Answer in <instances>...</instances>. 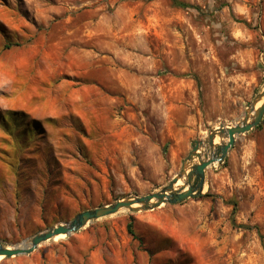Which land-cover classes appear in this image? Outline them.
<instances>
[{"label": "rangeland", "instance_id": "rangeland-1", "mask_svg": "<svg viewBox=\"0 0 264 264\" xmlns=\"http://www.w3.org/2000/svg\"><path fill=\"white\" fill-rule=\"evenodd\" d=\"M179 1L195 9L0 0L4 247L159 191L195 143L239 123L263 91L264 0ZM9 111L30 124L14 127ZM260 123L206 170L200 197L121 211L0 264H264V115ZM139 215H151L137 226L141 243L126 232Z\"/></svg>", "mask_w": 264, "mask_h": 264}, {"label": "water", "instance_id": "water-1", "mask_svg": "<svg viewBox=\"0 0 264 264\" xmlns=\"http://www.w3.org/2000/svg\"><path fill=\"white\" fill-rule=\"evenodd\" d=\"M261 105L255 110V106ZM252 115L248 121L249 115ZM264 115V89L255 98L251 105L247 106L243 119L234 125H220L212 131L205 142H197L192 146L188 158L182 163L181 171L167 186L157 192L134 196L116 201L111 205H105L78 214L70 223L56 226L43 233L33 236L26 248H6L0 243V256L4 259L30 255L42 244L53 240L56 236L73 235L84 229L88 224L118 214L121 211L129 213L149 212L165 205H179L188 199H196L202 195L205 186V172L216 163L222 162L233 148L236 138L245 135L255 129ZM227 126L228 129H224ZM218 144L215 145V139ZM208 148V155L198 154L201 148ZM196 158L197 163L192 160ZM178 181L182 186L175 188Z\"/></svg>", "mask_w": 264, "mask_h": 264}, {"label": "trees", "instance_id": "trees-1", "mask_svg": "<svg viewBox=\"0 0 264 264\" xmlns=\"http://www.w3.org/2000/svg\"><path fill=\"white\" fill-rule=\"evenodd\" d=\"M142 2H153L155 0H141ZM171 2V5L175 8L178 9H195V7H193L192 5L186 4L184 2H181L179 0H169ZM4 116L6 117L5 120L6 122L9 121L14 127L17 125L18 121H25V126L29 125L30 123H28L27 121V116L24 113H20V112H6L4 113ZM31 125L33 126V128L37 129L38 124L36 122H31ZM261 123L255 128V129H260L261 128ZM24 126V125H23ZM211 197V195L209 194H205L203 195V198H208ZM233 206H235V204H233ZM241 228H245L244 226H242ZM126 232L127 234L131 237V239L133 241H137L141 243V238L138 237V235H136L135 231L133 230V224L129 223L126 226ZM262 238V237H261Z\"/></svg>", "mask_w": 264, "mask_h": 264}, {"label": "crops", "instance_id": "crops-1", "mask_svg": "<svg viewBox=\"0 0 264 264\" xmlns=\"http://www.w3.org/2000/svg\"><path fill=\"white\" fill-rule=\"evenodd\" d=\"M154 212V211H152ZM147 214V213H146ZM150 216L151 215H139L138 217L134 218V226H136V235H138L140 238H143L142 236L139 235V233H137V226H140V224L144 223V222H151L150 221Z\"/></svg>", "mask_w": 264, "mask_h": 264}, {"label": "bare ground", "instance_id": "bare-ground-1", "mask_svg": "<svg viewBox=\"0 0 264 264\" xmlns=\"http://www.w3.org/2000/svg\"><path fill=\"white\" fill-rule=\"evenodd\" d=\"M261 105V103H258L256 106H255V110L259 107ZM251 114L249 115V117H248V121L250 120V118H251ZM223 128L224 129H228V127H224L223 126ZM218 141V139L216 138L215 139V142H214V144L216 145V142ZM178 184H180V187L182 186V181H178V183L176 184V185H178ZM175 188H176V186H175ZM65 235H59V236H56L55 238H53V240H57V239H62L63 237H64ZM29 246V242L28 243H25L24 245H23V247L22 248H26V247H28ZM2 259V257L0 256V260Z\"/></svg>", "mask_w": 264, "mask_h": 264}]
</instances>
